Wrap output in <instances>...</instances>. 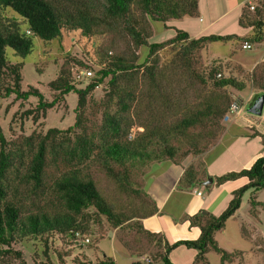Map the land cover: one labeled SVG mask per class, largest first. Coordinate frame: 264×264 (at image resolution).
I'll use <instances>...</instances> for the list:
<instances>
[{"label":"trees","instance_id":"trees-1","mask_svg":"<svg viewBox=\"0 0 264 264\" xmlns=\"http://www.w3.org/2000/svg\"><path fill=\"white\" fill-rule=\"evenodd\" d=\"M198 3L199 0H0V99L13 96L14 100L25 102L34 98L33 120L37 121L64 96L76 95L75 119L65 130L49 128L44 134L33 132L7 141L0 128V264H9L11 259L21 260V253L12 246L27 238L38 239L45 250L47 240L53 235L69 238L75 246L83 244L91 223L89 209L97 217H103L111 229H120L125 222L136 218L130 229L161 248L160 264H171L168 256L179 246L196 252L194 264H207L205 255L209 251L219 256V264L230 262L233 253L219 248L214 235L223 230L226 221L239 209L245 192L264 189V157L255 159L248 169L213 178L216 185L238 178H245L247 183L232 192L231 199L217 216L202 211L186 216L189 225L200 231L193 241L170 243L165 236L145 230L141 221L155 215L157 209L143 186L135 188V178L143 177L154 163L166 161L179 166L188 155H203L207 148L199 147L194 140L201 137L215 144L221 128L215 133L205 128L213 120L219 121L229 107V101L219 105L209 99L186 111L172 126L152 121L130 138L133 117L141 111V100L161 97L154 64L147 66L148 58L167 45L174 46L172 63H179L192 79L200 84L210 82L214 89L241 91L244 89L241 82L222 77L216 68L205 73L193 62L199 50L211 43L249 41L255 45L264 37L263 2L254 9L253 17L243 13L239 18L241 27L252 30L248 38L213 34L193 37L175 30L173 37L164 42H148L151 23H161L166 29L171 21L198 18ZM63 31L77 33L85 42L98 35L122 33L132 55L129 59L110 56L97 47L91 56L98 69L89 83L82 89L75 88L69 72L61 71L48 84L56 95L46 103L36 88L21 89L22 64L9 63L5 51L9 49L13 56L24 58L32 49L33 39L48 43L59 39ZM142 48L147 49V56L143 63L136 64L137 52ZM69 61L77 68L84 67L79 61ZM139 68L145 69L144 93L138 90L141 80L136 81ZM104 81L106 90L102 100L91 104L89 96ZM260 90L263 94L264 86ZM146 101L151 105V100ZM89 110L93 113L88 116ZM198 128L200 132L194 134ZM255 136L264 147V136ZM95 168L112 178L125 194L143 197L146 201L143 214L128 218L112 211L92 178L91 171ZM201 170L199 162L186 166L176 187L187 190L200 186L202 179L209 178L204 171L199 174ZM248 203L250 207L260 206L264 214V205L253 195ZM121 247L132 254L126 243ZM77 264L91 263L79 261ZM99 264L115 262L106 257Z\"/></svg>","mask_w":264,"mask_h":264},{"label":"rangeland","instance_id":"rangeland-1","mask_svg":"<svg viewBox=\"0 0 264 264\" xmlns=\"http://www.w3.org/2000/svg\"><path fill=\"white\" fill-rule=\"evenodd\" d=\"M244 13L250 18L253 17L252 10L246 9ZM195 21L192 18L171 21L166 24V29L161 23H151V37L148 42H164L174 35L175 30L187 31L195 24ZM241 44L242 42L211 43L199 50L193 62L199 70L202 69L205 73L211 68H216L222 77H230L241 82L244 85V89L241 91L232 88L214 89L210 82L200 84L197 80L192 79V76L179 63H172L175 56L174 46L167 45L148 58L147 66L154 64L155 81L162 90L161 97H145L146 99L141 100V111L133 117L134 125L130 129V138L135 136V133L142 132L144 127L152 121L167 127L172 126L186 111L199 106L203 101L213 99L219 105L229 101V107L235 104L241 110L238 109L237 113H229L228 107L227 112L219 121L213 120L205 128L212 130L213 133L221 128V133L215 144L211 145L213 142L210 143V140L206 138L203 140L201 137L194 141L198 143L199 147L207 148L203 155L209 154L207 160L210 164L216 159L226 164L225 157L231 158L235 154L245 156L246 153L251 154L256 150H259V157H264V147L258 140L259 137L255 136L257 131L262 132L264 136V109L260 116L246 112L255 98L262 94L260 89L264 86V61L246 69L242 65L243 63L249 66L263 51L264 37L259 43L251 44V50H242ZM97 47L104 52H109L110 56L121 55L129 59L132 55L122 33L98 35L85 42L79 34L63 31L59 39L48 43L33 39L32 49L24 58L13 56L9 49H6L5 57L11 64H22L21 89L36 88L44 97V101L49 103L56 94L50 90L48 84L55 80L61 71L69 72L75 88L82 89L89 83L98 69L91 56ZM137 54L136 64H141L147 56V49L142 48ZM70 59L81 62L84 67L77 68L73 62L69 61ZM144 68L136 70L138 72L136 81L141 80L138 86L139 93H144L147 85ZM84 71L92 72V76L85 78ZM105 82L89 96L91 104L93 101L102 100L106 90ZM146 100H151V105H148ZM75 104L76 95L70 93L53 108L47 110L41 118L39 116V119L34 121L36 106L34 98H29L25 102L14 100L13 96L0 99L2 135L5 140L10 141L20 136H29L33 132L44 134L49 128L65 130L74 122ZM29 113L31 115L26 116ZM91 113L93 112L89 110L88 116ZM244 126L251 127L250 131ZM253 126L256 127V130L252 129ZM193 132L198 134L200 128ZM180 140L185 144V140ZM203 155L200 157L188 155L180 165L186 163L188 166L191 163L199 162L202 164V170L199 172L201 174L204 171L203 163L200 160ZM91 174L99 194L112 211L116 214H124L128 218H131L132 215L138 217L143 214L146 202L143 197L130 193L125 194L117 186V183L100 169H93ZM242 180L245 181V179ZM201 181L203 183L206 180L202 179ZM138 186H144L143 177L135 178V188ZM248 191L255 193L251 190ZM250 192H245L241 198L237 221L231 220L225 223L223 231L217 235L219 245L233 253L230 262L225 264H264V214L260 206H249ZM253 196L257 202L264 205V189ZM87 212L90 215L91 223L89 232L83 238H87L88 243H79L75 246L69 238L53 235L47 240L45 250L44 245L38 239L27 238L12 246L13 250L20 252L22 257L21 260L11 259L9 264H77L79 261L99 264L106 257L114 258L116 264L135 262L138 264H160L161 248L137 234L135 230L130 229L129 226L136 222V218L125 222L120 229H111L105 219L97 217L92 209ZM121 242L130 246L131 255L121 247ZM174 256L175 253L172 254V257ZM180 258L179 256L176 258L178 263H180L178 260ZM205 259L207 264H219V256L212 251L205 255Z\"/></svg>","mask_w":264,"mask_h":264},{"label":"crops","instance_id":"crops-1","mask_svg":"<svg viewBox=\"0 0 264 264\" xmlns=\"http://www.w3.org/2000/svg\"><path fill=\"white\" fill-rule=\"evenodd\" d=\"M263 2L264 0H199V16L195 18V24L189 27L187 31H182L187 32L193 37L201 34H213L248 38L252 35V30L249 27H241L238 24L239 18L250 6L253 7L252 11H254ZM262 61H264V48L252 64L248 66L242 63V65L246 69L256 66ZM244 128L249 131L251 129L249 126H244ZM252 129L256 130V127L253 126ZM249 134L251 135V133ZM257 134L263 135L260 131H257ZM250 135L247 136L252 137ZM255 138L258 139V137ZM258 151L256 150L251 154L246 153L245 156L235 154L231 158L229 156L228 158L225 157L224 162L226 164L217 159L210 164L207 160L209 154L203 155L200 159L203 163V170L208 177L212 178V184L207 188H203L201 185L187 190L176 187L186 163L178 166L165 161L150 165L143 176V187L146 194L154 202L157 212L155 215L143 219L141 221L142 227L150 233L165 236V239L170 243L196 240L200 231L197 227L189 225L185 219L186 216H193L200 211L215 216L220 214L231 199L232 192L244 186L247 181L245 178H238L216 185L213 178L229 172H238L242 169L250 168L255 159L259 157L260 153ZM242 179H245V181ZM197 191L200 192L199 196L194 193ZM256 193L250 192V195ZM240 207L226 223L231 220L237 221ZM222 231L215 233L214 239L219 248L231 252L229 249H225V247L219 245L217 235ZM174 253L175 256L172 257ZM195 255V251L179 246L169 254L168 258L171 264H192ZM178 256L181 257L178 259L180 263L176 260ZM112 259L116 264L115 259Z\"/></svg>","mask_w":264,"mask_h":264},{"label":"water","instance_id":"water-1","mask_svg":"<svg viewBox=\"0 0 264 264\" xmlns=\"http://www.w3.org/2000/svg\"><path fill=\"white\" fill-rule=\"evenodd\" d=\"M264 106V94H260L255 100L249 105L246 112L251 115L260 116L262 114ZM212 184V178H207L205 182L202 183L203 188H207Z\"/></svg>","mask_w":264,"mask_h":264},{"label":"built area","instance_id":"built-area-1","mask_svg":"<svg viewBox=\"0 0 264 264\" xmlns=\"http://www.w3.org/2000/svg\"><path fill=\"white\" fill-rule=\"evenodd\" d=\"M249 10H253V7L252 6H250L249 7ZM251 48H252V45L249 43V42H243L242 44H241V49L242 50H251ZM83 75H84V77H90V76H92V72H90V71H84L83 72ZM217 77H220V75L218 74L217 75ZM238 109H240V108H238V107H236V105L235 104H232V105H230V107H229V110H228V112L229 113H233V112H235V113H237L239 110ZM241 110V109H240ZM226 117H228L227 115H226ZM196 195H200V192L199 191H197V192H194ZM88 239L87 238H85L84 239V243H88Z\"/></svg>","mask_w":264,"mask_h":264}]
</instances>
